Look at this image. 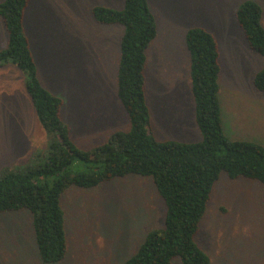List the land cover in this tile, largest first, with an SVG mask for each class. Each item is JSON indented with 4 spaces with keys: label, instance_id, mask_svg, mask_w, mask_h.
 <instances>
[{
    "label": "rangeland",
    "instance_id": "1",
    "mask_svg": "<svg viewBox=\"0 0 264 264\" xmlns=\"http://www.w3.org/2000/svg\"><path fill=\"white\" fill-rule=\"evenodd\" d=\"M245 1L149 0L158 36L147 50L145 75L158 140H203L186 42L189 29L199 26L212 32L221 48L219 97L226 135L264 145V93L254 84L264 57L250 48L238 23L236 13ZM252 1L264 10V0ZM124 5L125 0H32L27 11L39 78L64 99L63 119L83 149H95L114 132L130 129L117 97L125 30L99 24L92 12L96 6ZM7 44L0 18V50ZM25 79L15 66L0 67V177L5 168L36 164L51 140L37 119ZM62 201L68 251L54 264H124L151 230L165 226L166 206L151 177L129 175L97 188L71 187ZM33 219L28 210L0 214V264H50L41 258ZM197 241L212 264H264V184L223 172ZM173 263L182 264L179 258Z\"/></svg>",
    "mask_w": 264,
    "mask_h": 264
},
{
    "label": "trees",
    "instance_id": "2",
    "mask_svg": "<svg viewBox=\"0 0 264 264\" xmlns=\"http://www.w3.org/2000/svg\"><path fill=\"white\" fill-rule=\"evenodd\" d=\"M32 0H3L0 18L8 44L0 50V67L15 66L25 74V87L37 119L49 133V146L39 161L5 168L0 177V214L28 210L42 260L59 263L68 251L67 217L63 195L71 187L97 188L129 175L151 177L166 206L165 226L151 230L138 251L124 264H212L197 237L223 172L264 184V145L233 141L225 133L219 97L221 48L204 27L186 35L191 57L190 76L196 121L203 140L185 143L160 141L154 134L147 101V50L158 36V24L149 0H125L122 9L96 6L92 12L102 25H121V57L117 97L129 122L95 149L74 141L63 119L65 101L39 78L25 20ZM262 6L252 0L237 10L238 23L252 50L264 57ZM264 93V68L254 80Z\"/></svg>",
    "mask_w": 264,
    "mask_h": 264
},
{
    "label": "crops",
    "instance_id": "3",
    "mask_svg": "<svg viewBox=\"0 0 264 264\" xmlns=\"http://www.w3.org/2000/svg\"><path fill=\"white\" fill-rule=\"evenodd\" d=\"M222 56V55H221ZM226 61H228V58L227 57H224ZM220 63H221V60H220ZM222 68V67H221ZM222 71V70H221Z\"/></svg>",
    "mask_w": 264,
    "mask_h": 264
}]
</instances>
